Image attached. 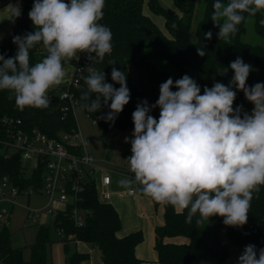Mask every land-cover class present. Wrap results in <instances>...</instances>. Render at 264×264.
Segmentation results:
<instances>
[{
	"label": "clouds",
	"instance_id": "9594fccd",
	"mask_svg": "<svg viewBox=\"0 0 264 264\" xmlns=\"http://www.w3.org/2000/svg\"><path fill=\"white\" fill-rule=\"evenodd\" d=\"M104 7L105 0H34L28 13L34 30L13 37L15 56L0 54V90L14 94L18 109L47 108L49 90L63 82L65 63L79 60V54L93 59L95 53L94 59L103 60L111 53V30L99 23ZM213 9L218 39L227 41L245 20L244 13L254 16L264 10V0H214ZM20 14L12 8L13 17ZM212 36L211 31L204 34L206 40ZM39 43L47 55L31 65L29 50ZM197 55L204 57L205 48L197 47ZM229 68V84L215 82L203 94L189 75L175 81L169 77L160 84L155 104L142 100L136 105L132 138L125 137L131 144L127 160L133 178L120 185L136 183L155 202L187 210L186 223L194 216L197 224L218 216L225 226L241 228L248 222L253 194L264 186V82L248 85L252 66L240 57ZM87 73L81 97L91 100L86 110L97 113L107 106L109 112L100 118L114 123L131 98L125 72L112 68L111 79L119 88L105 81L103 71L91 66ZM237 91L253 105L250 114H242V105L234 106ZM157 107L158 119L150 114ZM237 264H264V248L246 245Z\"/></svg>",
	"mask_w": 264,
	"mask_h": 264
},
{
	"label": "trees",
	"instance_id": "16d2710c",
	"mask_svg": "<svg viewBox=\"0 0 264 264\" xmlns=\"http://www.w3.org/2000/svg\"><path fill=\"white\" fill-rule=\"evenodd\" d=\"M33 2L34 0H0V7L17 4L21 13L18 17L12 15L11 33L0 45V54L6 58L16 54L17 46L12 42L13 37L24 36L34 30L28 16ZM222 2L227 3V0ZM144 3L145 0H105L104 15L99 23L111 30V53L106 54L103 60L94 59L95 53L92 54L93 59L87 57L83 62L84 75L80 85L78 87L59 85L51 88L48 92L50 104L47 108L26 107L20 110L15 104L14 94L0 90V178L7 177L21 191L32 188L38 192L43 186L44 163H38L37 168L28 174L19 153L6 157L4 142L8 137L7 120L20 121L21 130L28 133L36 130L48 140L62 143L69 152L80 155L83 152L82 147L68 144L63 138V135L72 137L78 131L74 104L81 107L87 118L101 131L105 133L111 130L124 131L134 127L132 113L136 105L142 100H147L149 105L155 104L159 97L160 84L169 77L175 81L187 74L200 85L203 94L204 87L211 88L215 82L229 84L233 76L229 64L237 57L249 63L252 71H264V48L241 40L249 18L253 19L256 33L264 36V23H261L264 21V10L254 16L244 13L245 20L238 26L235 35L225 41L218 39L219 27L214 26L211 21L214 0H204L205 12L197 26V40L194 42L191 37V26L196 0H174L180 15L170 13L157 0H149L150 11L163 17L167 34L144 14ZM142 29L148 30L150 35L147 36ZM208 31L213 33L211 40L204 38ZM197 47L205 48L204 57L197 55ZM46 55L43 44H37L29 50L30 64L35 65ZM113 62L115 64H112ZM130 64L136 67V76L129 71ZM91 66L103 71L105 81L113 83L116 88L120 85L111 79L112 68L115 67L126 74L131 98L114 123L100 118L109 112V107L102 106L99 112L89 113L84 105L91 100L81 99L83 93L87 91L84 76L88 74L87 67ZM224 68L228 69L227 73L219 75ZM252 71L247 81L249 86L261 82L255 78ZM64 91L68 93V99L60 98ZM94 96L95 94H90L91 98ZM240 105L243 106L242 114L251 113L253 105L246 100L242 91H237L234 106ZM150 114L158 119L159 108L153 109ZM126 173L133 178L130 170H126ZM81 185L83 189L79 192L77 201L52 217L57 232L63 231L64 238L61 242L64 247L67 249L70 243L82 242L91 249L100 251L103 264H141L136 257L135 249L143 242V233L138 231L119 238L120 217L110 204L100 200L95 180L86 178ZM136 186L137 193L146 196L140 191V186L137 184ZM152 202L155 206L162 205L164 209V225L155 230V250L161 264H202L205 257L204 242L207 238L211 239L216 251L215 264H223L229 254L227 248L219 242L220 230L225 231L238 253H242L248 244H254L257 250L264 248V186L258 194H253L248 222L241 228L225 226L223 218L218 216L203 220L199 224L196 223L198 217L194 216L191 223H186L187 210L177 212L171 205L160 204L154 200ZM75 207L81 211L84 218L80 226L76 225L72 215ZM180 237L187 239L188 243L176 244L169 241ZM49 244H51L49 228L40 227L36 242L29 247L30 260L25 261L23 249L13 247L9 227H5L0 231V264H48ZM88 259V254L76 251L68 257L67 264H82Z\"/></svg>",
	"mask_w": 264,
	"mask_h": 264
},
{
	"label": "rangeland",
	"instance_id": "374dc122",
	"mask_svg": "<svg viewBox=\"0 0 264 264\" xmlns=\"http://www.w3.org/2000/svg\"><path fill=\"white\" fill-rule=\"evenodd\" d=\"M149 0H145L143 12L151 17L155 24L160 27L164 33L167 31L164 26L163 17L152 13L148 5ZM157 2L167 11L172 14L180 15L179 10L174 4V0H157ZM9 7V19L12 17V8L18 7L16 4L7 5ZM6 6L0 7V11ZM2 12V11H1ZM205 12L204 0H196L193 22L191 26V37L196 42V29L199 22L202 20ZM3 14V13H0ZM3 17H0V19ZM3 21V20H2ZM11 27V26H10ZM246 30L241 40L251 45H258L264 48V36H260L256 33L254 28V22L252 18L246 21ZM129 71L132 75H137V69L134 65H129ZM255 78L264 82V71L253 70ZM74 117L77 125V134L75 140L79 141L83 146V151L91 155L98 163V167L102 170L112 171L113 176H125L124 172L129 170V163L127 158L131 156V144L125 142V137L129 140L132 138L134 127H131L124 131L103 132L99 128L95 127L93 122L87 118L83 109L76 106L74 109ZM67 136L63 135V138ZM27 164L33 165L32 160ZM49 205V200L36 193L31 196H18L15 200V205L3 204L2 207L9 214L8 227L12 235V244L15 248L23 249V259L29 261L31 257L30 246L36 242L37 233L40 227L49 228V239L51 244L47 247V263L48 264H67L68 257L76 252L75 243H70L66 249L61 242L56 228L52 223V217L45 214V209ZM55 210H61L62 206L59 204H53L51 206ZM28 210L35 212L36 223H33L28 218ZM218 239L220 244L227 248L229 256L224 260L223 264H237V258L241 253L234 250L225 231L220 230L218 233ZM173 243H187L185 238H174L169 240ZM93 249V248H92ZM101 253L97 249H93ZM205 257L202 264H215L216 251L212 246L211 239L207 238L204 242Z\"/></svg>",
	"mask_w": 264,
	"mask_h": 264
},
{
	"label": "built area",
	"instance_id": "2783aa9c",
	"mask_svg": "<svg viewBox=\"0 0 264 264\" xmlns=\"http://www.w3.org/2000/svg\"><path fill=\"white\" fill-rule=\"evenodd\" d=\"M87 55L81 54L79 60L74 61L72 77L64 86L78 87L80 85L84 75L83 62L87 59ZM60 98L68 99L69 95L64 91L60 94ZM74 106L76 107V104ZM20 125V121H6L8 137L4 142L5 155L9 158L11 155L19 153L28 174L37 168L38 163H44L43 186L38 192L32 188L21 191L7 177L0 178V231L8 227L9 220V214L2 205L6 203L14 206L18 196L26 195L29 197L36 193L46 197L49 200V205L45 209V214L54 217L60 210H55L51 206L59 204L62 206L61 210H64L69 204H74L78 199L79 192L83 189L81 183L86 178H93L100 200L102 202L110 200L111 193L108 188L111 184V176L102 175L99 180L96 178V173L102 172V169L96 165L92 156L84 151L80 155L71 153L62 143L48 140L45 135L36 130L30 133L25 132L19 128ZM74 136H67L64 140L68 144H72L69 139ZM30 160L34 162L33 165L27 164ZM124 174L131 179L126 171ZM123 195L135 196L136 192L130 190ZM72 215L76 225H82L84 218L81 211L75 207L72 210ZM34 217L35 212L28 210L29 220L36 223ZM58 235L60 239L64 238L62 230L58 231Z\"/></svg>",
	"mask_w": 264,
	"mask_h": 264
},
{
	"label": "crops",
	"instance_id": "0c3cea01",
	"mask_svg": "<svg viewBox=\"0 0 264 264\" xmlns=\"http://www.w3.org/2000/svg\"><path fill=\"white\" fill-rule=\"evenodd\" d=\"M1 11L0 13L3 14H0V17L3 18L0 19V45L3 43L4 39L9 37L12 28V17L10 19L8 17L9 7L6 6ZM149 18L151 19V17ZM153 23L155 24L154 21ZM158 28L163 32V30L160 27ZM81 54H86V53H81ZM81 54H79V56ZM74 60L65 63L64 70L66 75L64 77L63 82L60 85H64L71 79L74 70V65H73ZM75 137L76 136H74L72 139L71 138L69 139L70 143L77 146H81L82 149H84L82 144L79 141L75 140ZM96 165H98L97 162ZM111 172L112 171L109 172L107 170H102V172L96 173V178L99 180L102 175L111 176V184L108 188V191L111 193V198L106 203L110 204L117 211L120 217L121 228L118 232V237L123 238L131 233L141 231L143 233L144 239L143 242L139 244L135 249L136 257L141 261V264H161L159 263L158 255L155 250V244H156L155 230L158 227L164 225L165 220H164L163 206L162 205L155 206L150 198L138 194L137 186L135 183H133L130 186V188L122 187L119 181L124 178L121 176H113ZM130 190H134L136 192V195L135 196L123 195L124 193ZM176 211L180 212L181 210H176ZM180 244H186V243H180ZM75 245L77 252L89 255V259L84 261L82 264H103L102 255L100 257L99 253L91 249L87 244L82 242H76Z\"/></svg>",
	"mask_w": 264,
	"mask_h": 264
},
{
	"label": "water",
	"instance_id": "95a60500",
	"mask_svg": "<svg viewBox=\"0 0 264 264\" xmlns=\"http://www.w3.org/2000/svg\"><path fill=\"white\" fill-rule=\"evenodd\" d=\"M142 31L145 32V33L147 34V36L150 35V32H149L148 30H146V29H142Z\"/></svg>",
	"mask_w": 264,
	"mask_h": 264
}]
</instances>
